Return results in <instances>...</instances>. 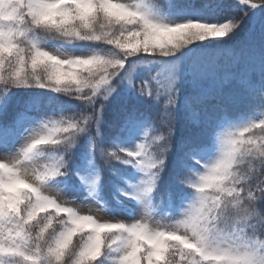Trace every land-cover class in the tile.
Wrapping results in <instances>:
<instances>
[{"label":"snow or ice","instance_id":"snow-or-ice-1","mask_svg":"<svg viewBox=\"0 0 264 264\" xmlns=\"http://www.w3.org/2000/svg\"><path fill=\"white\" fill-rule=\"evenodd\" d=\"M242 5H247L252 9L264 7V0H239ZM15 3L21 6V13H27L24 19L31 17L40 28L50 30L65 29L67 25L82 22L84 28L94 29L95 22L99 19L107 21L109 24L115 22L133 23L139 25V35L143 37V43L139 41L135 44H129L125 39L127 33L123 36L113 37L104 35L103 39H88L80 42L101 43L111 47L128 50L130 57L155 55L160 52V61L168 60L176 56L186 46L195 42H202L206 39H223L236 29L235 21H242V17L227 19L222 23H204L215 24L216 28L197 29L189 32L187 28L177 29L172 27V32L162 31L156 37L152 36L151 25L159 23L164 26L167 22L158 12L154 0H110L112 4H121L134 12V17L121 16L116 18L112 11L108 9L104 0H91V3L84 5L81 0H15ZM67 13V15L57 23V14ZM91 21V23H90ZM233 21V23H227ZM189 22V21H188ZM23 33V34H22ZM70 34L66 32V35ZM31 33H24L22 21L18 18L10 21H0V46L3 51L0 52V115L6 114L9 105V93L13 89H44L63 95H74L76 100L82 101L91 106V111L87 114L77 116H49L43 119L35 127L24 128L25 135L23 143L16 148L15 139H7L0 136V264H205L199 256L190 251L186 246L177 241L184 232L190 234L189 241L195 243L196 247L206 252H222L228 248V238L220 231L218 221H212L211 218L205 220L202 215H197L192 219L185 216V211L176 217L158 218L154 215L152 205V196L154 192L158 193V181L160 173L165 169V158L172 148V138L175 134V113L176 105L180 96L179 88V61L177 58L175 64V74L170 78L167 85L161 83L160 73L152 77L156 85L153 89L148 83L143 85H134L131 75L127 76V83L130 86L137 87L139 93L150 97L154 101H159L163 97V129L156 126L145 133L144 140L139 143L135 151H126L118 149L116 151L100 150L105 164L110 165L112 161H119L122 164H131L139 169L143 174L139 184L133 187L131 198L143 203V214L134 222L125 223L116 221L104 216L102 206L100 208H89L87 215L92 217L93 224H117L115 229L103 228L99 233L89 229L85 232L80 229L75 232L83 233L85 237L83 242L77 248L76 242L63 245V236L58 238L55 243L44 244L47 235L45 230L33 231V225L37 223L34 218V210L37 203L38 194L34 195L24 191V185H17L15 192L8 186L16 180L24 179L22 167L24 165H34L37 161V148H33L35 140L39 138L41 129L51 127L54 124L65 125L69 121L72 125L70 131L75 135L71 137L63 148L66 152H71L77 143V138L82 133H88L90 128L95 125L96 136L101 132L102 112L104 104L97 102L108 101L117 91V86L113 81L120 76L122 70L126 67L127 60H122L123 68L118 70V66L101 69L100 76L92 79L85 78L87 72L71 74L67 77L59 75H49L47 80L40 79L38 72L45 67L41 59V53L47 47L39 39L27 40ZM161 37L168 38L167 44H161ZM152 41L151 46L149 41ZM21 41L28 43V54L21 51L18 46ZM106 41H109L106 43ZM121 41H123L121 43ZM125 52V55H128ZM100 64H106L107 61H99ZM113 72L117 74L113 76ZM253 99L257 105L264 107V85L253 89ZM25 114L19 115V120L23 121ZM134 119V114L130 115L129 121ZM258 122H249L256 125ZM161 124V121L159 122ZM231 127L225 128L216 134L226 133ZM257 142L260 140L257 138ZM74 146V147H73ZM264 146V144H262ZM95 149L97 146L92 145ZM15 149V150H14ZM151 157L157 162L150 170L145 168L144 161L146 157ZM64 157L55 165L46 164L43 169L35 170L38 181L49 182L55 177H62L60 173L68 171L67 164H64ZM58 169V171H57ZM203 170V169H202ZM192 171L187 172L183 178L177 177L178 183L186 181L191 176ZM99 177L92 181V188L95 189ZM27 183V181H26ZM253 193L249 197V203L255 200L254 204L244 210L245 218H264V188L259 178L248 181ZM64 198V197H63ZM170 194L162 199H169ZM66 203L73 205L66 200ZM74 206V205H73ZM240 207V206H238ZM185 210V209H184ZM83 211V210H82ZM85 212V211H83ZM71 219L66 218L67 228L64 236L72 229ZM103 221V222H101ZM249 222L251 220L249 219ZM156 227H151V224ZM170 225H176L173 230ZM215 225V226H214ZM241 225L247 232V224L241 219ZM98 242V243H97ZM231 250L230 248L228 249ZM264 251V248L261 249ZM194 257V259H193Z\"/></svg>","mask_w":264,"mask_h":264},{"label":"trees","instance_id":"trees-1","mask_svg":"<svg viewBox=\"0 0 264 264\" xmlns=\"http://www.w3.org/2000/svg\"><path fill=\"white\" fill-rule=\"evenodd\" d=\"M154 2L159 14L170 21L185 19L187 22L222 23L235 15L247 18L234 39L223 43L221 49H214L205 56L197 57V79L200 82L198 85L188 66L191 59L183 57V50L177 52L175 57L159 63L157 61L161 60L160 57L147 56L130 57L126 62L145 57L147 62L144 67L131 77L134 85L148 83L155 89L152 77L160 73L158 78L161 83L167 85L172 76H166V65L177 58L183 59L182 67L179 68L180 96L176 105L172 148L165 159V169L160 173L157 190L159 195L154 192L152 196L155 214L176 212L192 197V190L178 183L177 177L183 178L187 172L202 170L204 161L201 156L215 147L216 134L231 126L264 119V107L257 105L253 99V89L264 85V8L242 7L233 0ZM48 45L61 47L57 42H50ZM212 45L215 46L208 42L201 46L191 44L190 55L202 49L203 52L206 49L202 48L203 46ZM65 49L91 53L108 52L112 47L101 43L78 42L63 45L62 50ZM184 64L186 67L183 71ZM118 78L119 76L113 81L114 85L117 84ZM8 95V110L6 114L0 115V136L15 139L16 144L25 134L24 128L35 127L38 122L49 116H77L91 111V106L76 100L74 95H63L50 90L20 88L13 89ZM100 103L104 104V110L99 137L96 136V128L93 125L88 133H82L77 138V143L70 153L64 148L45 149V154L39 160L47 161L50 155H62L67 161L68 174L50 180L49 187L72 193L84 192L100 203L105 211L120 213L123 210H131L122 202L136 201L131 198V193L143 174L131 164L126 165L119 161L105 164L100 150L135 151L137 145L144 140L145 133L156 126L163 129V97L154 101L143 96L137 87L130 86L126 80L122 88L108 101L100 100L96 106L99 107ZM194 111L197 114H193ZM21 113L25 114L23 121L19 120ZM133 114L134 119L130 122L129 117ZM189 120L192 121L191 127L188 130L183 129V126H189ZM93 144L97 146L95 149ZM97 177L99 182L93 190L92 181ZM169 194V199H162ZM82 234L77 233L73 242L75 243Z\"/></svg>","mask_w":264,"mask_h":264},{"label":"clouds","instance_id":"clouds-1","mask_svg":"<svg viewBox=\"0 0 264 264\" xmlns=\"http://www.w3.org/2000/svg\"><path fill=\"white\" fill-rule=\"evenodd\" d=\"M81 3L88 5L91 0H81ZM104 3L116 18L121 16L131 18L136 15L121 4H112L110 0H104ZM26 15L27 13H21V6L15 3V0H0V21L7 22L18 18L22 21L23 32L32 34L27 37L29 42L32 39H39L42 44L48 45L50 42H57L61 45V47L46 48L42 51L41 59L44 61L45 67L40 69L37 75L43 80H47L49 75L67 77L71 74L84 72L88 73L85 78L95 79L100 76L101 69L114 66H118V70L122 69V60H127L131 55L128 50L118 46L112 47V50L108 52L93 51L86 55H74L62 50V46L65 44L71 45L88 39H103L105 34L119 37L125 33H127L125 39L129 44H135L138 41L143 43L142 35L138 34V24H116L115 22L109 24L101 18L95 22L94 29H86L82 22L77 21L67 25L65 29L50 30L42 27L37 31V26L31 17L24 19ZM66 15L67 13H58L57 23ZM241 22H234L236 28ZM227 23H233V21ZM171 26L177 29L187 28L190 33L197 29L217 27L215 24H199L192 21L176 23L167 21L164 26L153 23L150 26L152 36L156 37L162 31L172 32ZM223 26V23L220 24V27ZM66 32L70 34L66 35ZM160 43L167 44L168 38L161 37ZM151 44L150 40L149 45L151 46ZM18 46L22 52L28 54V43L21 41ZM3 50V47L0 46V52ZM125 52H128V55H125ZM151 57L159 58L160 52L156 51L155 55ZM99 61H107V63L100 64ZM116 74L113 72V76ZM71 127V123L65 121L64 126L54 124L41 129L39 138L35 140L32 147L37 148L40 145L52 147H38L36 163L22 167L24 179L16 180L8 186L15 192L16 186L23 184L24 191L34 195L38 194L33 214L37 223L33 225V231L43 229L47 232L44 244L55 243L58 238L63 236L62 246H65L72 244L73 235L80 229H91L99 233L103 228L115 229L118 227L117 224H93L91 216L81 214L83 212L81 209L67 204L58 191L50 188L47 182L38 181L35 175V170L43 169L46 164L55 165L63 159L62 155L59 157L50 155L47 161L39 160L45 154V149L63 148V145L75 135L74 131H70ZM257 138L260 140L259 143ZM262 144H264V120L254 126L251 124L233 126L226 133L217 136L215 158L201 165L203 170L192 171L191 176L182 182L193 193L191 201L184 210L185 216L192 219L197 215H202L205 220L210 217L212 221H218L220 231L227 236L229 241L228 248L222 252H206L189 241V233L184 232L181 237H177L178 242L199 256L205 264H264V251H261L264 248V218H245L243 216L244 210L254 204L255 200L260 199L259 196H256L255 200L246 203L253 194L250 191L252 185L247 182L258 177L264 185V146ZM156 163L149 156L146 157L144 166L150 170ZM64 164L66 165L67 161H64ZM67 174V171L60 173L61 176ZM261 191L264 192V188ZM66 218H73L71 219L72 229L64 236V231L67 228ZM241 219H244L247 224V235L244 234L245 228L241 225ZM151 227L155 228L156 224H151ZM169 227L176 230L177 226L170 225ZM84 239L83 236L79 237L75 247L78 248ZM69 264L72 262L70 261ZM172 264H175L174 260ZM189 264L192 262L190 261Z\"/></svg>","mask_w":264,"mask_h":264},{"label":"rangeland","instance_id":"rangeland-1","mask_svg":"<svg viewBox=\"0 0 264 264\" xmlns=\"http://www.w3.org/2000/svg\"><path fill=\"white\" fill-rule=\"evenodd\" d=\"M234 1L237 2L242 7L245 6V7L251 8V7L247 6V5H242L239 2V0H234ZM259 8H264V7H259ZM234 17H237V18L242 17L243 19H242V22L240 23L239 27L236 28L234 31H232L228 36L224 37L223 39H210V40H206L205 42L202 41V42L193 43V44H195V46H201L202 44L208 42V43H211V44H215V46H213V45L210 46V47L209 46H203L202 48H206L203 52H202V50H203L202 49L200 51L191 53V55H190V51H191L192 47L190 45L186 46L184 49H182L184 51V52H182V54H184L183 57H186V59H188V58L191 59V61L188 64V66L190 67L191 75L193 74L197 85L200 84V82L197 79L198 78V74H197V70H196L197 69V62H198L197 57L198 56H200V57L201 56H205V55H207L208 52H211L214 49H221L223 43L229 42V41H231V39H234L236 34H238L240 32V30L243 28L244 22H246V20H247V18H244L243 15H235ZM166 21L173 22V23H176V22H187V20H185V19H178L177 21H170V20L167 19ZM47 47L49 49H53L54 48V47H51L50 45H48ZM63 51L72 53L74 55H86V54H89V52H84L82 50L81 51H72V50L65 49ZM182 60L183 59L181 58L180 62H179V68H180V66L182 67V62H183ZM145 62H147V59L145 57H142V58H140L137 61L129 60V62L126 63L125 69L122 70V73H123V74H121L122 76L121 77L119 76L117 84H115V85H118V86H117V91L115 93H113V94H116L119 91V89L122 88V85L127 80L126 77L129 76V75L132 76L133 74L136 73L137 70L142 69L144 67ZM175 64H176V61H172V62H169V64L166 65L165 69L167 71L166 72V76L167 77L170 78L171 76H173L175 74ZM185 67H186V65L184 64L183 68H182L183 71L185 70ZM193 114H197L196 111H194ZM187 123H188L189 126L185 125V126H183V129L188 130L191 127L190 124H192V121L189 120ZM24 135L25 134H23L22 137L19 139V142H17L16 148H19L20 145L23 143V136ZM216 148H217V145L215 144L214 148H212L209 151H206V153L201 156V157H203L204 163H206L210 159H214L215 158V156L217 154L216 153ZM41 162H44V161L42 160ZM142 176L143 175H141V177L137 181L136 185L139 184L140 180L142 179ZM52 189H54L55 191H58L64 197V199L72 202V204L74 206H76L79 209L85 211V212H81V214H88L86 211L89 208H100L101 207L100 203H98L95 199L90 197V195H87L84 192L72 193V192H69V191H66V190L64 191L63 189H57V188H52ZM191 199H192V197L187 199L186 200V204L183 207H181L176 212L165 211V212L155 213L154 215L156 217H158V218H163V217H167V216L178 218L181 215V213L184 211V209L187 207V204L191 201ZM122 204L124 206H126L127 208H131V210L127 209V210L121 211L120 213H113L112 214V213H109V212L105 211L104 207L102 206V208H103V213L102 214L104 216L112 218V219H114L116 221L125 222V223L134 222L136 219H138L143 214V203L140 202V201H137L136 203H129L127 201H123ZM101 222H103V221H101Z\"/></svg>","mask_w":264,"mask_h":264}]
</instances>
